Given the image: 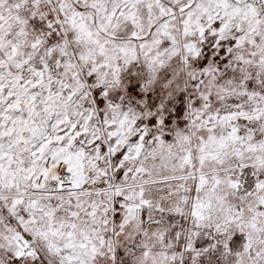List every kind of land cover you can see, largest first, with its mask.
Listing matches in <instances>:
<instances>
[{"label":"snow or ice","instance_id":"obj_1","mask_svg":"<svg viewBox=\"0 0 264 264\" xmlns=\"http://www.w3.org/2000/svg\"><path fill=\"white\" fill-rule=\"evenodd\" d=\"M0 264H264V0H0Z\"/></svg>","mask_w":264,"mask_h":264}]
</instances>
